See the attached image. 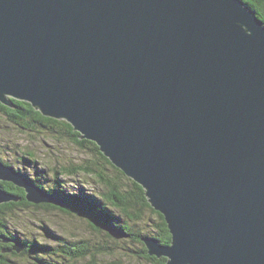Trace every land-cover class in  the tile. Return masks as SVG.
<instances>
[{
    "label": "water",
    "instance_id": "water-1",
    "mask_svg": "<svg viewBox=\"0 0 264 264\" xmlns=\"http://www.w3.org/2000/svg\"><path fill=\"white\" fill-rule=\"evenodd\" d=\"M6 97L65 119L143 187L171 236L141 238L147 254L264 264V24L240 0H0ZM0 181L62 207L1 161ZM0 239L2 256L23 251Z\"/></svg>",
    "mask_w": 264,
    "mask_h": 264
},
{
    "label": "rangeland",
    "instance_id": "rangeland-1",
    "mask_svg": "<svg viewBox=\"0 0 264 264\" xmlns=\"http://www.w3.org/2000/svg\"><path fill=\"white\" fill-rule=\"evenodd\" d=\"M9 109L15 110L16 114L12 116L0 112V161L19 171L34 187L40 188L43 194L59 201L62 207H42L45 203H29L23 187L6 181V186L2 187L0 181L2 192L10 194V197L19 202L40 206H12L4 211V205H16V202L0 203V215L2 211L7 227L13 234L12 238L6 239L19 244L16 242L18 237L23 245V251L18 255L15 252L6 257L0 254V264H37L35 258L46 264H152L145 259L141 245L131 242L130 238L116 242L108 237V232L104 229L96 232L84 215L62 211L67 205L66 198L82 195L80 192H84L93 199L103 200L102 196L108 194L107 181L115 183L121 180L119 184L124 188L119 190L125 193L133 190L130 182L133 180L117 174L118 171L111 164L95 153L93 146L87 144L84 149L76 146L63 127L46 123L39 125L30 119H18L15 104ZM54 120L66 122L65 119ZM29 122L31 126H27ZM77 132L78 140H85L79 139L83 134ZM80 166L85 172L73 175L58 173L62 169L71 170ZM139 205L128 209L127 213L108 206L118 219L117 226L126 227L130 232L140 233L142 236H154L160 219L149 208L140 205L141 208ZM80 242L89 245L82 244L83 250L90 249L89 254L85 258H73L75 256L71 249L80 251ZM10 244L2 242L0 251L11 249L13 244ZM74 244L79 246L73 247ZM25 246L31 250H25ZM39 247H47L48 251L39 250Z\"/></svg>",
    "mask_w": 264,
    "mask_h": 264
},
{
    "label": "trees",
    "instance_id": "trees-1",
    "mask_svg": "<svg viewBox=\"0 0 264 264\" xmlns=\"http://www.w3.org/2000/svg\"><path fill=\"white\" fill-rule=\"evenodd\" d=\"M240 1L245 5V7L248 10L253 11L257 15V17L262 21V23L264 24V0H240ZM10 100L17 107L18 119H21V120L30 119V120H33L34 123L39 124V125L45 124V123L51 124V125H59L66 130L69 138L72 139L73 143L76 146L80 147L81 149H84L87 144L93 146L92 148H94L95 153L98 154L101 158H103L107 163L111 164L108 161V159L106 157H104L103 154L100 153V151H99L98 147L95 145V143H93L89 140H81V141L78 140V132L75 131V129L72 127V125H70L64 121L54 120L52 118L43 116L42 113L40 112V110L33 107L30 103L21 101L19 99H13V98H11ZM0 112H4L6 115L12 114V116L14 114H16L15 110L9 109V107H6L2 103H0ZM27 126H31V122L27 123ZM111 166L114 170L118 171L117 174H119L121 177L125 178L124 177L125 175L121 171H119L117 168H115L112 164H111ZM82 169H83V167L80 166V167H75L71 170L62 169V171H60L58 173H60V174H66L67 173L68 175L69 174L73 175L76 173L85 172V171H82ZM84 169H87V168H84ZM17 172L20 173L19 171H17ZM120 182H121V180L117 181L115 183H111V182L107 181V184L109 185L108 194L102 196L103 200L100 198L93 199V197L91 195H88L87 193H84V192H80V194H82V195L73 196V197H70L69 199L66 198L67 205L62 209V211L65 213H70L72 211V212H75L77 214L84 215L85 219L87 221H89V223L91 224V226L93 227V229L96 232L101 231L103 229V227H111L115 230L122 231L126 234H129V237H126V238H128V239L130 238L131 242H135V243H138L139 245H141L142 253H143L145 259H147L152 264H167V259L156 258L154 256H149L147 254L146 247L144 246V244L141 241V238L146 237V236H142L140 233L130 232V230H128L126 227L116 225V223L118 222V219L113 214V212L111 210H109L108 205H110L113 208L116 207L115 209H118V210H121V211L127 213L128 209H132V208H134L135 205L140 204L142 207L149 208L160 219L159 227H158L157 232L154 234L153 237L157 238L161 245H169L170 241H171V236L169 234V231L167 229V226H166V223L164 221L163 216L159 212L155 211L151 207V205H149L147 198H146V195H145V190L141 186L135 184L133 181H130L131 185L133 187V190L129 191V192L122 193L119 189H123L124 187L120 186V184H119ZM5 186H6V183L2 182V187H5ZM11 186H13V185H11ZM125 190H126V188H125ZM26 205H27V207L28 206H32L35 208L40 207V206H34L32 204L28 205V203L26 204L23 201H20L19 204L16 203V205H13L12 203H8L2 207L3 208L2 210H4V211L9 210L12 208V206L13 207H15V206L16 207H26ZM45 206H51V205L43 204L42 207H45ZM51 207L56 208L54 206H51ZM3 214L4 213H2V211H1V215H0V237L4 238V239H6V237L12 238L13 234L9 231L7 224L5 222V218H4L5 215L3 216ZM107 235H108V237H111L112 239H114V241H116V242L124 241L123 239H126V238H122L120 236L115 238V237L111 236L109 233ZM17 240H19V241H17ZM17 240H16V242L21 243V239H19L17 237ZM84 243H86V242H80L79 243V245H81L82 249L78 252H75L74 249H71L72 252H74L73 256H75L73 258H78V259L85 258L89 254L90 249H86L84 247L85 250H83L82 244H84ZM79 245L74 244L72 246L78 247ZM86 245L89 246L87 243H86ZM1 246H3L2 245V239H0V248H1ZM38 249L42 250V251L45 250L46 252L48 251L47 247H39ZM33 251H34V249H33ZM62 253H65V252H62ZM35 260H36L37 264H46L44 261H42V263H41L39 261V259H37V258H35Z\"/></svg>",
    "mask_w": 264,
    "mask_h": 264
},
{
    "label": "bare ground",
    "instance_id": "bare-ground-1",
    "mask_svg": "<svg viewBox=\"0 0 264 264\" xmlns=\"http://www.w3.org/2000/svg\"><path fill=\"white\" fill-rule=\"evenodd\" d=\"M7 98V101L8 102H10V100H9V98L8 97H6ZM12 168V167H11ZM2 182H4V181H2ZM162 246H164V247H169L170 246V244L169 245H162ZM149 256H153V255H150V254H148ZM155 256V255H154ZM165 259H167V258H165ZM169 259H167V261H168Z\"/></svg>",
    "mask_w": 264,
    "mask_h": 264
},
{
    "label": "flooded vegetation",
    "instance_id": "flooded-vegetation-1",
    "mask_svg": "<svg viewBox=\"0 0 264 264\" xmlns=\"http://www.w3.org/2000/svg\"><path fill=\"white\" fill-rule=\"evenodd\" d=\"M11 244H12V243H11ZM11 244H10V246H11ZM4 246H5V245H4ZM1 247H2V246H1ZM25 248H26L25 250L30 251V249H29L28 247L25 246ZM0 249H1V248H0ZM20 256H21V255H20ZM41 263H42V262H41Z\"/></svg>",
    "mask_w": 264,
    "mask_h": 264
}]
</instances>
